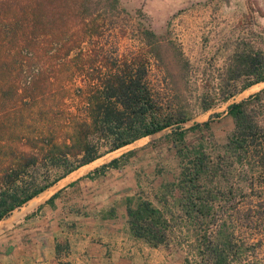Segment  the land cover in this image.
I'll return each instance as SVG.
<instances>
[{
  "label": "trees",
  "instance_id": "16d2710c",
  "mask_svg": "<svg viewBox=\"0 0 264 264\" xmlns=\"http://www.w3.org/2000/svg\"><path fill=\"white\" fill-rule=\"evenodd\" d=\"M77 2L0 0V220L78 167L171 128L178 174L159 186L154 197L160 204L141 195L126 199L128 230L157 247L167 245L172 227L182 224L195 235L194 264H231L248 251L239 223L264 229V98L255 93L228 104L232 127L221 143L208 139V121L184 128L191 108L150 84L148 55L160 63L162 54L156 35L144 29L145 51L102 60L78 90L83 110H55L48 102L51 82L37 64L39 46L46 36L57 43L65 39ZM263 46L242 36L236 40L217 90L198 97L199 111L264 82ZM73 49L66 47L63 57ZM72 96L64 87L63 99ZM187 131L200 137L188 142ZM118 165L114 158L95 172ZM258 189L253 210L242 200ZM184 264L193 263L186 258Z\"/></svg>",
  "mask_w": 264,
  "mask_h": 264
},
{
  "label": "rangeland",
  "instance_id": "374dc122",
  "mask_svg": "<svg viewBox=\"0 0 264 264\" xmlns=\"http://www.w3.org/2000/svg\"><path fill=\"white\" fill-rule=\"evenodd\" d=\"M77 1L75 15L64 29L65 39L57 43L48 41L46 36L39 46L41 54L37 64L51 82L48 102L55 110H67L73 114L83 110L78 90L87 87L88 78L96 75V68L102 60L145 51L144 29L156 35L162 54L160 63L148 55L150 84L162 94L171 91L191 108L194 115L184 128L208 121V139L221 143L232 127L226 113L228 104L255 93L264 98V82H260L255 88L250 86L226 102L219 101L207 111H199L197 103L202 94L210 95L217 90L238 38L242 36L264 43V0ZM78 3L84 5L83 9L80 10ZM68 46H74V49L65 59L63 53ZM94 60L97 62L92 67L90 64ZM71 65L74 73L70 69L72 75L68 76L65 68ZM64 87L71 89L72 98L63 99ZM171 131L166 128L107 153L94 165L120 158L119 171L113 170L127 181L118 186L115 184V188H124L135 200L141 195L160 204L154 197L159 195V186L175 180L179 170L169 137ZM199 137L198 132L187 131L188 142ZM209 151L214 154L211 146ZM110 174L109 178H113V173ZM260 190L245 196L242 202L253 205L255 210L258 205L256 194ZM172 211L177 213L174 207ZM239 224V239L246 242L248 251L231 264H264V229ZM168 238L169 243L162 248L170 252V258L161 257L159 264H184L186 258L194 264L197 257L192 229L179 224L172 227Z\"/></svg>",
  "mask_w": 264,
  "mask_h": 264
},
{
  "label": "crops",
  "instance_id": "0c3cea01",
  "mask_svg": "<svg viewBox=\"0 0 264 264\" xmlns=\"http://www.w3.org/2000/svg\"><path fill=\"white\" fill-rule=\"evenodd\" d=\"M100 158L0 220V264H159L170 258L163 245L152 247L130 234L126 199L134 197L115 188L127 181L113 170L121 159L117 167L95 172Z\"/></svg>",
  "mask_w": 264,
  "mask_h": 264
},
{
  "label": "bare ground",
  "instance_id": "6f19581e",
  "mask_svg": "<svg viewBox=\"0 0 264 264\" xmlns=\"http://www.w3.org/2000/svg\"><path fill=\"white\" fill-rule=\"evenodd\" d=\"M251 87L255 88L256 85H252ZM251 89H252V88H251ZM79 172H81V170H79L77 173H79ZM74 174H75V173H73L72 175L75 176ZM49 189H50V188H49ZM45 194H46V193H45ZM40 195H41V194H39V196H40ZM41 198H42V197H41ZM34 200L36 201V200H38V199H34ZM35 201H34V202H35ZM32 203H33V202H32Z\"/></svg>",
  "mask_w": 264,
  "mask_h": 264
}]
</instances>
